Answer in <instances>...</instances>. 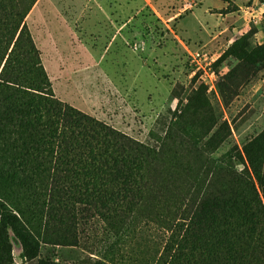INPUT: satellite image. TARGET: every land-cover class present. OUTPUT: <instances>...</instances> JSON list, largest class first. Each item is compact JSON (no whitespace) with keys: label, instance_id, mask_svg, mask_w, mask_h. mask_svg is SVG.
<instances>
[{"label":"rangeland","instance_id":"1","mask_svg":"<svg viewBox=\"0 0 264 264\" xmlns=\"http://www.w3.org/2000/svg\"><path fill=\"white\" fill-rule=\"evenodd\" d=\"M25 23L54 97L150 154L122 210L83 178L10 185L0 264H186V193L264 204V0H36Z\"/></svg>","mask_w":264,"mask_h":264},{"label":"trees","instance_id":"2","mask_svg":"<svg viewBox=\"0 0 264 264\" xmlns=\"http://www.w3.org/2000/svg\"><path fill=\"white\" fill-rule=\"evenodd\" d=\"M35 2L0 0V190L5 192L0 194V234L6 241L9 231L22 239L14 210L4 199L10 185L43 187L47 180L50 188L64 191V183L83 178L89 206L104 198L122 210L121 203L126 207L127 200L139 197L132 171L139 172L150 154L54 97L25 23ZM246 192L247 201L217 191L196 203L195 193H186L183 215L188 221L180 246L189 254L177 259L184 257L186 264H264V204L255 185L250 183Z\"/></svg>","mask_w":264,"mask_h":264},{"label":"built area","instance_id":"3","mask_svg":"<svg viewBox=\"0 0 264 264\" xmlns=\"http://www.w3.org/2000/svg\"><path fill=\"white\" fill-rule=\"evenodd\" d=\"M260 10H261V8H260Z\"/></svg>","mask_w":264,"mask_h":264}]
</instances>
